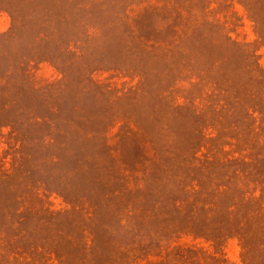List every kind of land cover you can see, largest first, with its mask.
I'll return each mask as SVG.
<instances>
[{
    "label": "rangeland",
    "instance_id": "374dc122",
    "mask_svg": "<svg viewBox=\"0 0 264 264\" xmlns=\"http://www.w3.org/2000/svg\"><path fill=\"white\" fill-rule=\"evenodd\" d=\"M0 264H264V0H0Z\"/></svg>",
    "mask_w": 264,
    "mask_h": 264
},
{
    "label": "trees",
    "instance_id": "16d2710c",
    "mask_svg": "<svg viewBox=\"0 0 264 264\" xmlns=\"http://www.w3.org/2000/svg\"><path fill=\"white\" fill-rule=\"evenodd\" d=\"M15 20V19H14ZM16 21V20H15ZM63 37V35L61 36V38ZM60 42H62V41H60Z\"/></svg>",
    "mask_w": 264,
    "mask_h": 264
}]
</instances>
